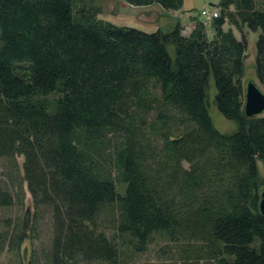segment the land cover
<instances>
[{"label": "trees", "instance_id": "obj_1", "mask_svg": "<svg viewBox=\"0 0 264 264\" xmlns=\"http://www.w3.org/2000/svg\"><path fill=\"white\" fill-rule=\"evenodd\" d=\"M94 16L71 0H0V158L22 156L33 205L50 210L44 263L137 264L128 258L160 236L214 264H264V115L241 116L246 40L231 31H259L263 83L264 0H219L210 39L193 18L183 35L179 23L146 32ZM209 77L230 133L210 120ZM12 196L0 187V206Z\"/></svg>", "mask_w": 264, "mask_h": 264}, {"label": "rangeland", "instance_id": "obj_2", "mask_svg": "<svg viewBox=\"0 0 264 264\" xmlns=\"http://www.w3.org/2000/svg\"><path fill=\"white\" fill-rule=\"evenodd\" d=\"M218 2L219 0H181L177 9L164 10L156 3L133 6L126 3L125 0H71L74 12L80 8L94 10L96 19L108 21L116 26L134 27L146 32L155 29L167 32L173 28L175 23H179L182 31L186 33L188 30L190 31L193 18L204 24L208 39L212 37L210 21L204 20L199 12L203 9L218 12ZM222 28L226 30L228 25L224 24ZM231 31L236 38L243 34L246 40V49L242 58V82L245 78H251L264 92V82H258L254 70V45L259 31L249 30L246 26H242L241 31L235 28H231ZM166 49L172 56L173 47L169 45ZM213 94L214 87L212 79L209 77L206 100L210 120L219 132L230 133L235 129V123L225 119L217 111L212 102ZM21 164L22 156L19 154H14L10 158H0V187L7 189L13 195V202L10 206H0V236L3 239L0 248V264H28L31 254L39 257L40 262L45 264L43 257L50 246V210L42 205H33L23 180ZM256 164L259 176L263 177L264 171L261 162L257 161ZM107 218L110 219L108 216L103 217L101 228L107 235H111L112 223ZM20 232L24 237L16 249H12L13 246H10V242ZM124 253V257L127 258L128 252L124 251ZM198 254L201 255L202 252L191 244L187 246L186 243L170 242L160 236H154L144 251L133 254L128 259L137 264H214L203 255L200 259L195 258ZM76 264L104 263L96 261Z\"/></svg>", "mask_w": 264, "mask_h": 264}, {"label": "water", "instance_id": "obj_3", "mask_svg": "<svg viewBox=\"0 0 264 264\" xmlns=\"http://www.w3.org/2000/svg\"><path fill=\"white\" fill-rule=\"evenodd\" d=\"M264 92L251 79L245 78L242 82L241 116L253 118L264 115ZM258 210L264 214V191L259 192Z\"/></svg>", "mask_w": 264, "mask_h": 264}, {"label": "built area", "instance_id": "obj_4", "mask_svg": "<svg viewBox=\"0 0 264 264\" xmlns=\"http://www.w3.org/2000/svg\"><path fill=\"white\" fill-rule=\"evenodd\" d=\"M199 14L204 18V20L210 21L213 18L217 17L218 12L215 10L209 11V10L203 9L199 12Z\"/></svg>", "mask_w": 264, "mask_h": 264}, {"label": "crops", "instance_id": "obj_5", "mask_svg": "<svg viewBox=\"0 0 264 264\" xmlns=\"http://www.w3.org/2000/svg\"><path fill=\"white\" fill-rule=\"evenodd\" d=\"M191 29V28H190ZM190 31L188 30L186 33L184 31H182L183 35H187Z\"/></svg>", "mask_w": 264, "mask_h": 264}]
</instances>
